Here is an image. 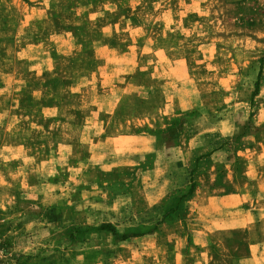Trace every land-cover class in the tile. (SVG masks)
<instances>
[{
  "label": "rangeland",
  "instance_id": "1",
  "mask_svg": "<svg viewBox=\"0 0 264 264\" xmlns=\"http://www.w3.org/2000/svg\"><path fill=\"white\" fill-rule=\"evenodd\" d=\"M55 49L75 75L91 76L79 100L68 72L55 84ZM127 84L154 85L169 113L144 135L154 141L152 157L141 152L149 145L141 139L113 158L99 152L100 164L85 172L87 148L75 150L78 160L64 151L57 171L49 162L42 173L60 178L44 189L62 192L58 205L71 219L53 228L45 208L46 226L34 236L47 247L19 254L0 239V264H196L201 238L211 264L245 255L246 228L264 208V0H0V176L25 171L9 160L23 151L3 146L28 145L38 173L39 160L55 154L56 145L40 147L53 139L38 127L55 124L42 111L61 93L65 106L92 97L95 108L109 111ZM135 100L124 114L149 109ZM130 128L139 135L141 128ZM191 181L180 217L162 222L163 209ZM230 192L243 195L238 208L221 204ZM89 194L100 205L89 206ZM104 201L110 218L98 212Z\"/></svg>",
  "mask_w": 264,
  "mask_h": 264
},
{
  "label": "crops",
  "instance_id": "2",
  "mask_svg": "<svg viewBox=\"0 0 264 264\" xmlns=\"http://www.w3.org/2000/svg\"><path fill=\"white\" fill-rule=\"evenodd\" d=\"M240 1L243 0H226L227 3H238ZM53 53L55 55L56 65L51 72H53L55 84L57 85L59 83L61 74L65 75V72H68L71 75L70 80L74 86L79 87L78 92L73 97L77 100L81 99V93L83 90H87L89 86H91V82H89L91 76L87 79L86 77L88 76H86L85 73L75 75L70 69L71 67L68 68L67 65H62L57 61L61 58V55L63 56V54H60L57 49H55ZM63 70L64 73L62 72ZM85 79H87V82ZM90 89L92 91V87ZM156 91L157 88L154 85L149 87L145 85L138 86L127 84L121 90L109 111L95 108L92 102V97L91 102L90 99L87 98L85 105H77V107H74L73 105L65 106L64 102L66 101L63 97V93H61L59 97H56L55 105L48 106L46 109V114H48V116L44 113L45 111H42L44 118L54 121L55 124L49 126L45 123L38 127L41 133L53 139L51 142L44 141L45 143H41L40 147L43 148V150H48L56 145L55 147H57V149L55 154H50V156H45V158L39 160L40 173L32 168L33 162L36 161L31 159L30 154L32 152L29 150L31 148H29L28 145H7L2 147V149L8 150L9 153L20 150L21 152L23 151V158H18L13 155L9 160H13L14 163L18 161L20 165L23 164L25 167L23 173L0 176V183L5 184L6 186L0 187V239L7 244L9 251L28 255L42 252V250L47 247V245H42L41 239H37L38 237L34 235L35 233H41L44 230L46 226L44 218L48 211H53V214H50L52 216L51 224L53 225V228L64 224L65 220L69 221L71 219V210L69 208L63 209V206L58 205V201L63 199L62 192L59 193V191H57L52 196V194H48L47 191H45L46 189H44L51 178H53L52 180L55 182V184L53 183L51 186L54 185L56 187L60 178L57 176L54 177L55 175L50 178L42 173V170L44 169L43 167L49 162L52 163L51 165H53V169H55L56 172L57 167L60 166V161L63 160L65 155L64 151L68 152V156L71 155L72 158L78 160L82 157V154L77 153V155H75V150L77 148L78 150H82V148L86 147L88 160L84 164L87 167L85 172L86 170L89 171L94 169L95 166L100 164L99 158L97 157L99 152L103 151L113 158L121 152L120 146L125 143L127 145H135L139 144V140L142 139L146 141L147 139L149 145L143 146L145 151L141 149V152L144 153L145 157H148L150 153L152 154L154 152V141L151 138H146L144 135L148 136L150 130L154 131L160 128V122L167 121V115H169L168 112L160 109L161 102L157 99ZM136 92L139 94L135 95ZM134 99H136L135 101L142 103H149V109H147V111L144 110L141 113L129 110L128 113L124 114L123 109L126 108L128 104L130 105ZM130 127L135 129L137 127L141 128L139 129L141 130L139 135H137L135 131L133 133ZM74 130H76V132L82 131L83 134H87V139H79L78 141L74 136H65L68 132H71L72 135H74ZM96 135H98L97 140H95ZM80 144L84 147L80 146ZM150 157L152 156L150 155ZM67 160H69V157H67ZM82 176L83 174L81 177ZM31 182L34 184L32 185ZM88 199L89 206L91 204L100 205L99 203H101L98 202L100 200L95 194H89ZM220 199L223 207L226 206L227 208L235 209L238 208L241 201H243V195L236 192H230L221 196ZM26 200H32L37 203L35 206L33 204V207L30 206V203L26 202ZM224 201L226 204H223ZM227 202L229 203L227 204ZM106 205L107 204L104 201L103 207L99 206L98 210L100 211L98 212L101 213V217L110 218L109 214L112 208L111 206ZM45 208H49L50 210H44ZM126 209L127 207L125 206L123 210ZM263 210L264 208L258 210V217L254 219L255 227L252 229L246 228L247 239H245V255L237 257L233 264H264ZM32 211L36 213H33ZM106 212H108V214H106ZM119 212H121V209ZM30 238L34 240L31 244L29 242ZM55 238H57L56 234ZM204 241V239H200L203 253L201 251L200 254L196 256V264H211V259L208 258L207 255H204V251L206 252L208 250V248H205L204 250ZM208 244L209 247H211L216 243L209 241ZM217 244L220 243L218 242Z\"/></svg>",
  "mask_w": 264,
  "mask_h": 264
},
{
  "label": "trees",
  "instance_id": "3",
  "mask_svg": "<svg viewBox=\"0 0 264 264\" xmlns=\"http://www.w3.org/2000/svg\"><path fill=\"white\" fill-rule=\"evenodd\" d=\"M194 189H195L194 183L191 181V184L188 187V190L186 191L185 194H179L176 197H172L171 203L163 209V214L161 217L162 222L171 218L169 222L173 223L174 219H176L177 217H180L181 210H182V204L184 201H188L192 197L194 193ZM147 233H150V230L147 232L134 234L131 236H123L122 241L128 240L130 238L143 236L144 234H147Z\"/></svg>",
  "mask_w": 264,
  "mask_h": 264
},
{
  "label": "built area",
  "instance_id": "4",
  "mask_svg": "<svg viewBox=\"0 0 264 264\" xmlns=\"http://www.w3.org/2000/svg\"><path fill=\"white\" fill-rule=\"evenodd\" d=\"M0 253L2 254V251H0Z\"/></svg>",
  "mask_w": 264,
  "mask_h": 264
}]
</instances>
